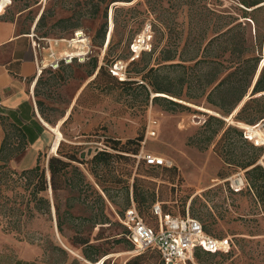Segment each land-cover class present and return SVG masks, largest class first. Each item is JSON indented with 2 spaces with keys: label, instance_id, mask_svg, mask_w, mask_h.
I'll return each mask as SVG.
<instances>
[{
  "label": "rangeland",
  "instance_id": "1",
  "mask_svg": "<svg viewBox=\"0 0 264 264\" xmlns=\"http://www.w3.org/2000/svg\"><path fill=\"white\" fill-rule=\"evenodd\" d=\"M93 2L11 0L5 8L9 17L21 12L16 17L17 25L21 29L31 26L30 32L39 37L69 38L75 30H82L89 37L91 51L84 62L75 60L39 77L35 95L44 121L54 126L62 115L67 113V117L56 127L62 134L58 149H52L54 132L50 144L36 155L33 163L39 157L45 165L49 156L63 154H74L76 160L65 173L70 187L55 192L48 188L44 193L51 203L50 214L27 220L20 231L8 230L5 221H0V264H12V259L47 264L54 246L62 247L70 258H78L82 264H96L101 259L105 260L104 264H127L137 256L136 264H159L161 259L156 252L138 255L122 234L123 225L118 217L132 198L143 220L152 225L155 221L148 203L138 204L134 200L135 178L137 189L150 195L153 202H159L164 211L174 216L189 214L200 220L211 235L230 238L229 252H200L198 258L193 257L194 264H264V205L248 184L234 189L230 181L237 175L246 178V169L239 165L253 152V145L239 135V124L248 121L229 118L248 95L230 114L207 103L205 96L195 103L178 100L183 108L166 109L152 100L153 96L165 95L150 91L146 79L143 80L151 66L178 62L177 58L191 56L198 47L202 51L218 29L229 27H232L229 33L211 44L212 48H226L223 63L229 65L235 60V54L229 53L232 46L229 34L237 33L246 45L253 42L256 26L257 34L263 35L259 50L263 64L264 4L251 11L238 0H116L110 3L107 17L102 9L95 16L82 15ZM43 11V21L36 26V19ZM70 16V21L58 22ZM251 17L257 19V24L249 21ZM70 23H77V27L71 28ZM143 33L150 36L147 46L133 52L131 42ZM164 48L175 54V60L162 62ZM118 62L126 65L122 78L126 83H120L119 75L111 71ZM95 63L97 67L92 73ZM99 66L104 69L94 79ZM158 73L172 79L184 74L190 83L182 85V92L198 91L199 66L163 69ZM172 88L177 89L178 83L174 82ZM212 116L222 120L216 134H212L217 127L209 118ZM150 120L156 122L154 136L148 134ZM137 138H141L138 145ZM129 139L133 141L126 144ZM113 142L129 152L113 150L110 147ZM2 145L5 147L0 156L13 154L7 165L14 169L28 144L5 115H0V148ZM257 148L264 151V146ZM100 150L114 155L107 167H94L90 162ZM140 152L163 156L171 166L146 165L137 157ZM262 160L263 156L256 163L262 164ZM110 176L126 179L128 188L113 182L112 186L107 185L108 196H105L97 182L110 184ZM97 192L104 198L106 221L93 216L98 212ZM54 204L59 206L61 231L56 226ZM85 238L106 254L96 262L84 259L80 240Z\"/></svg>",
  "mask_w": 264,
  "mask_h": 264
},
{
  "label": "trees",
  "instance_id": "2",
  "mask_svg": "<svg viewBox=\"0 0 264 264\" xmlns=\"http://www.w3.org/2000/svg\"><path fill=\"white\" fill-rule=\"evenodd\" d=\"M113 1L116 0H94L92 5L82 15L95 16L98 11L102 9L103 16L107 17V10L110 3ZM122 1L130 2L132 0ZM238 1L243 7L251 8V11L261 7L264 4V0ZM71 17L72 16L65 19H60L58 20V22L61 23L70 21ZM244 17L247 16L244 15ZM43 18L44 11L39 15L36 26L43 21ZM251 19H249V21L257 24L256 18L251 17ZM70 27L76 28L77 23H70ZM222 30L223 29H218L214 33L216 35L208 41L202 51H200V48L198 47L191 56L186 58H177V60H179L178 62H170L157 67L151 66L148 69L147 75H143V80L146 79L150 87V91L165 95L153 96L152 100L154 102L164 105L166 109H175L184 107V105L178 100L195 103L200 98L205 96V100L207 103L212 106L218 107L226 114H230L232 110H234V108L238 106V104H241L243 102L245 96L248 95V98L240 106L236 114L234 116L233 114H230L229 118L232 119V117H234L237 120H247V124H253L264 117V63L260 64L261 56L259 53L262 45L263 35L261 36L257 34L255 26V35L253 42H248L245 45L244 41H242V39L238 37L237 33L232 32V34H229L230 43L232 45L229 49V53L235 54V60L230 62L229 65H225L223 63V61H225L223 59V55L226 52V48L223 47L220 49L211 47V44L215 39L223 34H226L227 32L229 33L232 30V27H229L223 31ZM153 50H155V48H153L152 51ZM161 51L163 53H166L161 58L162 62L175 60V54H171L170 50H168L167 48H164ZM185 62L193 63L192 65H186ZM196 66H199V75L196 80L198 91L196 93L182 92V85L184 83H190V81L185 78L184 74H177L174 80L167 74H162L160 76V74L158 73L163 69L176 70V68L178 67L185 69ZM96 67L97 64L95 63L93 65V72ZM103 69V66H99L94 79L99 76ZM149 75L151 77H148ZM125 81L126 80L124 79H120V83H126ZM174 82L178 83L177 89L172 88ZM209 118L210 120H214L217 123V127L212 131V134H216L220 130L219 128L222 120L213 116ZM225 123L227 126L230 125L227 122ZM18 130L21 138L25 141L24 133L21 129L18 128ZM239 135L245 142L251 143L253 145V152L251 157H249L246 161L239 165L242 169H246V178L243 176L241 177L244 181V184H248L250 188L254 189L256 195L264 205V151H259V149L257 148L263 145H254L251 141L245 139L243 137L241 129ZM140 140L141 138H137V140H135V143H137L138 145ZM132 141V139H129L126 141V144ZM4 147L5 146L2 145L0 151L3 150ZM110 147L115 151H119L120 153L129 152L128 148L119 146L118 142H113ZM133 153H137V148L134 149ZM12 156L13 154H8L7 156L2 157L0 156V221H5V227L8 230L20 231V227L23 226V224H25L27 220L38 215H47L51 213L50 200L45 196L44 193L48 188L55 192L56 190L65 189L68 186L70 187V185L67 183V177L65 178V173L67 172V169L70 166L71 162L76 160V156L74 154L51 155L47 158L45 165L42 164L40 162V158L37 157L36 162L32 167L19 171L10 168L7 165V161L12 158ZM113 156L114 155L107 150H100L95 152V154L91 157L90 162L94 167L97 165L107 167L109 165L110 159L113 158ZM261 156H263V163H256ZM146 165L165 166L152 164ZM108 173L110 174L111 171H108ZM112 175H114V173ZM110 178V184H105L104 181L97 182L101 192L105 196H108L107 185L112 186L113 182L122 183L123 187H125L126 189L129 186L126 179L117 178L116 176H110ZM136 181L137 179L135 178L132 182L134 200L138 204L148 203L151 214L153 215L155 221L153 225L146 222L145 223L149 226L154 227L157 221V216L153 213V206L157 202H153V198L151 199L150 195H147V193L139 191L137 189ZM97 199L99 201L98 212H96L93 216L95 219H97L98 217L101 221H106L108 220V218L104 213V198L103 195L99 192H97ZM127 204L128 205L120 213V216H122L125 209L129 207L130 203L128 201ZM54 208L57 215L56 226L58 230L61 231L62 222L60 220L59 206L57 204H54ZM161 209L162 213H169L164 211L162 206ZM137 211L140 212L138 209ZM122 228L123 236L133 246V244L126 237V228ZM203 228L206 231L204 226ZM80 245H83L81 252L82 257L90 262H96L99 258L106 254L100 252L98 245L89 243V240L87 238L80 240ZM229 249L230 246L225 251L211 252L201 248H195L193 251V257L195 256L196 258H198L200 256V252L207 254L227 253L229 252ZM53 251H57V254H53ZM146 251H154L159 255V253L154 249H147L139 253L138 255ZM49 256L51 261L47 264H82L80 259L75 257L70 258L67 251L60 246H54L52 248V251H50ZM138 258L139 256L128 260L127 264H136L135 262ZM104 263L105 260L103 261V264ZM189 263L193 264L190 261L185 262V264ZM12 264L38 263L35 261L12 259ZM159 264H164L162 259Z\"/></svg>",
  "mask_w": 264,
  "mask_h": 264
},
{
  "label": "built area",
  "instance_id": "3",
  "mask_svg": "<svg viewBox=\"0 0 264 264\" xmlns=\"http://www.w3.org/2000/svg\"><path fill=\"white\" fill-rule=\"evenodd\" d=\"M0 14L11 0H1ZM145 28V32H148ZM33 50V57L36 72L42 70H56L62 64H71L73 61L84 62L91 51V43L88 35L82 30H75L69 38L39 37L33 31L29 34ZM149 35L143 33L134 39L130 48L133 52H138L147 46ZM60 43H64L67 50L58 51ZM44 47L45 54L40 56L39 49ZM125 64L118 62L111 69L112 73L119 75L122 79L125 75ZM155 120H150L148 129L149 136L155 135L153 129ZM243 137L251 141L254 145L264 146V117L253 124H239ZM262 136L260 138L259 136ZM145 164L170 166L171 162L163 156L143 153L137 154ZM231 186L239 189L244 185L241 175L230 178ZM153 213L157 216L154 227L145 223L137 211L133 200L122 216L118 219L126 228V237L134 246L136 253H141L147 249L156 250L164 264H185L190 261L194 264L193 251L201 248L207 251H225L229 248L231 240L229 237L216 238L207 233L200 220L186 214L184 216H174L162 213L160 204L157 202L153 206Z\"/></svg>",
  "mask_w": 264,
  "mask_h": 264
},
{
  "label": "crops",
  "instance_id": "4",
  "mask_svg": "<svg viewBox=\"0 0 264 264\" xmlns=\"http://www.w3.org/2000/svg\"><path fill=\"white\" fill-rule=\"evenodd\" d=\"M21 14L17 12L16 16L9 17L5 10L0 14V115L8 117L22 130L28 144L26 152L13 167L19 170L34 165L36 155L47 148L54 137L51 128L59 127L67 117L65 113L56 121L57 125L50 126L39 112L35 95L37 81L44 72L55 70L45 69L37 74L29 36L31 26L21 29L17 25L16 17ZM57 49L67 50L64 43H60ZM38 52L43 56L46 49L42 47ZM67 65L62 64L60 68Z\"/></svg>",
  "mask_w": 264,
  "mask_h": 264
},
{
  "label": "bare ground",
  "instance_id": "5",
  "mask_svg": "<svg viewBox=\"0 0 264 264\" xmlns=\"http://www.w3.org/2000/svg\"><path fill=\"white\" fill-rule=\"evenodd\" d=\"M2 3V1L0 0V4ZM199 109H202V110H204V111H207V112H209V113H215V112H213V111H211V110H209V109H206V108H203V107H198ZM203 111V112H204ZM216 114V113H215ZM52 130H53V132H56V135H55V137H54V141H53V144H52V149L54 150V149H56L57 148V146L59 145V143H60V141H61V139H62V134L60 133V130L58 129V128H55V127H52L51 128ZM260 138H262V136L260 135L259 136ZM102 259L98 262V263H96V264H102Z\"/></svg>",
  "mask_w": 264,
  "mask_h": 264
}]
</instances>
